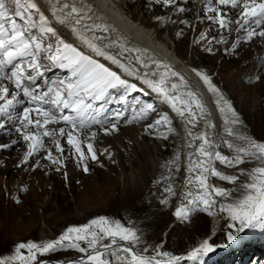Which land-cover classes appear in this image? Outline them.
Masks as SVG:
<instances>
[{
	"label": "snow or ice",
	"instance_id": "1",
	"mask_svg": "<svg viewBox=\"0 0 264 264\" xmlns=\"http://www.w3.org/2000/svg\"><path fill=\"white\" fill-rule=\"evenodd\" d=\"M190 4L194 0H145L150 12L157 6L171 10L153 17L161 27L179 23L195 31V26L207 22L208 31L201 30L191 41L194 49L207 54L222 51L225 56L239 57L241 48L257 38L264 44V0H199L194 8ZM189 13L195 26L187 18ZM178 14L185 18L173 19ZM61 31L67 33V38ZM115 31L89 0H0V133L10 137L9 142H0V149L23 141L25 150L17 167L44 151L42 159L55 166L56 172L66 168V161L71 159L88 173L89 160L104 166L101 155L117 163L110 148L98 153L94 145L101 135L118 136L122 124H141L143 134L162 141L179 137L173 117L158 112L154 103L142 101L139 96L133 99L131 115H126L130 94L148 95L142 87L146 85L171 109L184 130L183 145L174 141L175 150L161 160L162 171L152 182L166 194L156 197L159 205L169 204L177 195L174 177L181 168V149L187 148L181 202L172 212L176 221L190 223L194 214L203 212L219 217V224L226 214L230 221L227 228L236 233L264 229V140L247 131L235 101L206 71L191 69L211 94L222 120L218 129L212 111L181 73L163 61L147 58V49L128 46L122 36L113 37ZM213 31L218 35H210ZM175 35L183 37L184 28ZM262 67L264 56L259 58L255 71L242 77L249 87L264 81ZM53 69L57 73L48 77ZM160 69L163 71L157 76ZM128 77H135L140 85ZM153 115L156 118L147 122ZM59 124L64 126L48 127ZM198 127L200 130L195 131ZM13 133L17 134L15 138H11ZM132 143L129 140L124 146L129 155ZM217 161L237 169L236 174L219 171ZM246 163L254 166L244 168ZM33 167H41L40 162ZM63 175L67 180L66 171ZM211 178L232 186L218 187L210 182ZM227 239L234 241L236 236L227 231ZM164 244L163 240L148 244L143 227L131 218L125 222L100 215L67 226L55 239L16 242L10 254H0V264H53L42 257L65 250L80 255L59 259L55 264H179L185 259L200 260L215 247L224 246L205 238L183 256L164 250Z\"/></svg>",
	"mask_w": 264,
	"mask_h": 264
},
{
	"label": "rangeland",
	"instance_id": "2",
	"mask_svg": "<svg viewBox=\"0 0 264 264\" xmlns=\"http://www.w3.org/2000/svg\"><path fill=\"white\" fill-rule=\"evenodd\" d=\"M120 3L125 5L123 0H120ZM96 13L98 14V11ZM126 13L133 14L138 20L140 18L144 21L150 19V15H144L135 6H128ZM191 21L195 26L194 17ZM158 23L154 20V24ZM157 29H159L160 36L166 39L171 47L179 49L180 59L188 62L191 68H199L213 77L215 83L235 101L247 125V131L258 140H264V81L254 87H249L242 78L250 68H256L259 58L264 56V45L262 44L259 51L253 55L243 54L241 51L242 55L239 57H227L220 53L216 63L202 62L192 57L191 41L194 34L192 28H189L184 41L172 39L168 33L167 24ZM177 29L175 26V30ZM253 57L255 59L257 57L255 62H253ZM218 62H225L227 65L224 69L218 70ZM57 71L53 69L52 72L47 73V76L53 77ZM260 71L264 72V67ZM137 96L142 101L154 103L158 112H165L156 97L155 99L143 92H135L129 96L126 115H131V105ZM209 99L212 103L210 93ZM212 106L219 129L222 120L213 103ZM110 107H115V105ZM155 118L156 116L153 115L147 122ZM176 128L179 130V137L173 136L168 141H162L143 134L141 124H122L118 136L104 137L101 135L100 140L94 145L98 153L104 148H110L115 153L113 159L117 163L114 164L101 155L99 158L104 166L100 167L89 160L88 165L92 164L93 167L88 173H84L71 159L66 161V168L56 172L55 166L42 159L46 154L44 151L37 154L36 159L41 164L39 168L32 166L30 170L24 171L18 169L17 164L13 162L1 166L0 254H10L16 242L55 239L69 225H80L93 217L105 215L120 218L125 222L131 218L137 226L143 227L148 244L156 245L163 240L165 241L164 250L176 255L186 256L191 248L197 246L205 238H209L214 245L225 246L224 248L215 247L211 253L200 260L185 259L179 261V264H264V229L262 228L245 229L244 232L236 233L235 229L227 228L230 221L226 214L224 219L217 224L219 217H209L203 212L194 214L190 223L182 224L176 221L172 212L181 202L185 178L182 161L183 148L181 149V168L174 177L177 195L171 198L169 204L159 205L156 197L166 194L161 193L160 189L153 185V180L148 177L149 157L157 154L160 158H169L175 150L174 141L179 140L183 145L184 130L177 122ZM198 128L195 131H198ZM0 136L4 139L8 138L4 134ZM129 140L133 142L131 155L128 151H124V146ZM21 144L22 141L9 149H1L0 159L8 158ZM154 145L157 149L153 148ZM48 146L52 147L50 144ZM52 150L55 154L54 147ZM221 150L231 155L227 149ZM253 166L252 163L243 165L244 168ZM216 167L225 174H236L237 172V169L226 168L218 161ZM65 171L68 174L67 180L63 175ZM130 174L133 177L132 180L129 178ZM243 179L245 177H241V180ZM210 182L218 187L232 186L217 178H211ZM20 183L25 184L26 188L23 187V191L18 188ZM8 190H10L11 198L17 197L19 203L10 201L8 204L6 202L4 192ZM149 200L151 204L147 203ZM227 231H232L236 240L228 241ZM79 255L76 251L65 250L46 255L42 259L55 262L59 259L76 258Z\"/></svg>",
	"mask_w": 264,
	"mask_h": 264
},
{
	"label": "bare ground",
	"instance_id": "3",
	"mask_svg": "<svg viewBox=\"0 0 264 264\" xmlns=\"http://www.w3.org/2000/svg\"><path fill=\"white\" fill-rule=\"evenodd\" d=\"M123 1H125V5L120 3V0H89V2L93 4L94 10L98 11V15H100L101 18L104 17L106 19L104 21L111 27L115 28L116 31L112 33L113 37L122 36L125 38V43L128 46L139 47L141 49H147V53H146L147 58H152V59L163 61L164 63L169 64L175 71L181 73L185 77V79L188 81V86L191 89H193L197 93V95L203 99L204 103L212 111V119L217 125L216 114L214 112L212 103L209 99V93L207 92L206 87L203 85L202 81H200L199 78L196 77L195 74L191 71L192 68L190 67V64L180 59L179 49L177 47L175 48L171 47V44H169V42L166 39L160 36V33L158 31L159 29H157L160 26L159 23L154 24L153 17L158 16V15H167V12H170L171 10L170 9L165 10L160 6H157L154 11L150 12L145 7V0H123ZM197 4H199V0H195L194 4H190L189 6L194 8L195 5ZM128 6H135L138 10L142 11L144 15H150V19L146 21H144L142 18H140L139 20L136 19L133 14L126 13V8ZM183 18L185 17L179 14L178 16L173 17V19H183ZM187 18L191 20L193 18L192 13L187 14ZM175 26H177L178 28L177 30H179L180 28H184L185 35L188 32L189 28L179 23H176V24L168 23L167 24L168 33L170 37L172 39H177L178 41L179 40L184 41L185 35L183 37H176L175 32L177 30H175ZM201 30L208 31L207 22H201L198 26H195L193 38L196 35H198ZM61 35L67 38V33L65 31H61ZM210 35H218V33L213 31L210 33ZM234 38H235V33H233V36H232V39ZM261 45L262 44L260 43L259 38H257V40L253 41L250 45H244L241 48V51L243 54L248 53L249 55H253V53L255 52L257 53L259 51V48ZM191 53H192V57L195 60H200L202 62L211 61L212 63H216L217 56L220 53L222 54V51L215 52L214 54H207L199 50L198 48L197 49L193 48ZM256 59L253 57V62H255ZM102 62H105L106 64L110 63V62L103 61V60ZM226 65L227 64L225 62H218L217 68L218 70L220 69L222 70L226 67ZM112 67L115 69L114 65H112ZM143 71L144 69H141V72ZM159 71H163V69H160L157 71V76L159 75ZM252 71H255V68H250L248 73ZM153 78H156V77H153ZM128 79L140 85V81L136 80L135 77H128ZM171 79L175 80L176 78L172 77ZM142 87L145 89V92H147L150 97H153V98L156 97L157 102H159L163 106V109L165 110V112H168L173 117L175 127H176V122H177L178 125L183 129V126L180 120L175 117V114L171 112V109L166 104H163L161 102V100L157 97V94L153 93L151 89H148L146 85H142ZM202 125H203V122L201 121V127ZM62 126L64 125L63 124H59L55 126L49 125L48 127L59 128ZM199 130L200 128H198V131ZM1 134L3 133H0V135ZM16 135L17 134L13 133L11 138H15ZM9 140H10V137L5 138V139L2 138L0 139V142H9ZM45 142L46 144L51 145L50 141L47 140V138H45ZM153 148L157 149L156 145H154ZM24 150H25V145H24V142L22 141V144L19 147H17L15 151L8 158L0 159V165L5 166L6 163L9 164L11 162L18 164L20 161V158L22 157L24 153ZM187 151H189V149L187 148H183L182 150L183 168H184V156L186 155ZM36 158H37V155L34 158H30V161L27 164H22L20 167H18V169L27 171L29 168H32V166L35 165L38 161ZM161 160H163V158H160L157 154H153L152 156L149 157L150 172H149L148 177L150 178V180H154L158 176V174L162 171L159 168V164ZM92 167L93 165L89 164V168L91 169ZM129 178L132 180L133 177L131 176V174ZM18 186H19L18 188L21 189L25 187V184L20 183V185L18 184ZM9 191L10 190L4 192L6 202L8 204L10 203V201L18 200L17 197L15 199L11 198ZM224 247L225 246L221 248H224ZM53 264H55V262H53Z\"/></svg>",
	"mask_w": 264,
	"mask_h": 264
}]
</instances>
